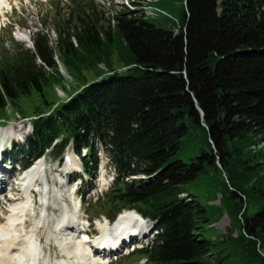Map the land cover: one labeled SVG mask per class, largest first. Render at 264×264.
I'll return each instance as SVG.
<instances>
[{"label": "trees", "instance_id": "obj_1", "mask_svg": "<svg viewBox=\"0 0 264 264\" xmlns=\"http://www.w3.org/2000/svg\"><path fill=\"white\" fill-rule=\"evenodd\" d=\"M178 1L169 28L135 1L105 23L77 3V24L56 42L81 80L64 99L47 90L60 79L44 33L2 61L0 118L33 92L46 106L7 158L26 167L70 147L91 175L101 147L115 170L112 201L156 230L134 252L144 264H264V0ZM223 214L230 223L216 235Z\"/></svg>", "mask_w": 264, "mask_h": 264}, {"label": "rangeland", "instance_id": "obj_2", "mask_svg": "<svg viewBox=\"0 0 264 264\" xmlns=\"http://www.w3.org/2000/svg\"><path fill=\"white\" fill-rule=\"evenodd\" d=\"M131 1L137 2L139 4H137V8L142 10L141 12H143V14L150 19V22L157 27L169 28L172 24L171 18L178 17L177 12L180 7L178 0H164L167 3V6L164 7L166 12L162 11L153 3H147L149 0H11L8 6L4 7V12H0V63H2V61L12 60L13 57L16 56V52L25 49L32 50L33 38H35L36 32L44 33L55 52V60L59 74L55 73L54 75L60 79V82L52 81L47 87V90L52 93L51 99H54V101L64 99L75 87L81 84V80L75 79L73 76L74 74H72L73 72L67 69L60 60L56 42L59 37L58 31L64 30L65 23L68 24V26H73L74 23L77 24L78 9L76 4L83 3V8L86 11L85 13L89 10L90 14H96L102 19V22L105 23L106 19L111 17L115 11L131 8L133 6ZM79 16V18L86 19L83 14ZM68 20H70V22H68ZM4 58L7 60H4ZM99 67L103 68V65H99ZM83 75L85 79L87 78V80H89L93 79L96 74L93 71H83ZM17 105V108L11 105L6 107V113L5 116H3L6 121H0V129L2 128L1 130L3 131L0 134V138L1 136L7 137L8 139L15 138L19 141L18 143H22L26 135L30 133L27 128H29V121L33 119L34 112L41 109L44 111L46 106L41 101L40 96L35 92L28 98L23 97ZM18 108H21V110ZM258 147H263V142H261ZM98 150L99 165L96 171L90 176H83L81 179L82 181L79 182L83 189L82 191H84L79 213L82 211V217L92 221L96 219L101 220L103 218L115 219L119 213L129 208L128 206H122L112 201V195H110L111 188L109 186L104 185L100 187L101 175L104 173V170H106V173L109 175V179L112 178L114 170L109 165H106L104 168L101 167L107 161L108 156L101 147H98ZM68 156L72 157L76 167H79L80 163L78 159L73 156L71 149L66 150L63 162L61 157H53L51 153L46 154L44 158H42L45 164L44 175L47 179L48 187L51 188L48 193L47 202L54 203L53 208H58L60 207L59 205H61L59 204L60 200L57 198V195H60L63 199H67L68 192L70 189L74 188V186L70 188L68 175L63 174ZM3 167L6 172L7 166L3 165ZM16 169L17 166H14L13 170L8 174L14 176ZM108 183L109 185L111 184V182ZM9 184L10 181L8 180L6 188L3 190L5 193L8 192L6 189ZM107 187L109 188L107 189ZM17 193L18 196H21L20 191L17 190ZM183 196H185V194H183ZM220 198L221 194L216 193L213 194L212 197L208 196L207 199H209V204L217 205L220 202ZM36 199L37 203L35 204L33 213L28 217V223L33 227L36 237L43 238V241H45V228L40 225L35 227L37 216H43L42 214L45 213L42 212V206L40 205L42 204V197L37 195ZM70 200H66L67 205L71 202ZM4 201L5 199L0 195V223L7 221L6 213H9V211L6 213L2 212V208H7L8 205L7 203L5 204ZM14 203L16 202L12 204ZM58 213L60 212L58 211ZM45 216L54 217L55 214L53 210H51L46 212ZM229 223L226 214L220 216L219 219L212 224L216 230L215 234L225 235ZM150 238L151 235H146L139 245H145ZM128 248L129 247H127V249ZM51 249V254H53L52 245ZM127 249L119 250L114 253L107 264H144V257L137 253L133 252L125 255Z\"/></svg>", "mask_w": 264, "mask_h": 264}, {"label": "bare ground", "instance_id": "obj_3", "mask_svg": "<svg viewBox=\"0 0 264 264\" xmlns=\"http://www.w3.org/2000/svg\"><path fill=\"white\" fill-rule=\"evenodd\" d=\"M8 4V1L0 0V12H3L4 7ZM42 165L41 160L32 164L24 173L23 185L11 187V190L15 191L12 192L13 195L4 197V203L8 205L7 208H2V212L9 211V213H6L5 224L0 223V264H36L37 261L41 264H104L100 257L101 252L99 251L95 255L90 254L86 243L81 237L75 235L78 228L76 220L81 217L80 213L77 217L75 203L73 206L64 205L55 210L52 209L53 205L44 208L42 212L53 210L55 216H45V213L43 216H37L35 227L40 225L45 228V241L43 242V238L35 237L36 234L28 223L29 218L27 217L31 216L34 209L32 187H42V183L39 181ZM67 165L72 168L76 166L72 158L68 160ZM2 178L0 170V180ZM46 185L48 186L47 179ZM17 190L21 192V196H18ZM49 191L43 198L48 199ZM13 202L16 203L12 204ZM23 220L24 222H22ZM146 223L150 222L138 212L126 210L117 216L110 228L111 231H107V229L106 232H102L104 234L95 237L94 245L98 246L107 240L104 243L109 247L110 244L115 243L114 239L116 240L119 234L127 236L131 231L139 229L145 231L151 224ZM99 228L102 231L103 226ZM51 245L53 254H51Z\"/></svg>", "mask_w": 264, "mask_h": 264}]
</instances>
